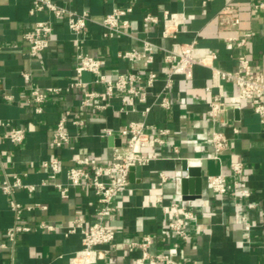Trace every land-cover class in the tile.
Wrapping results in <instances>:
<instances>
[{
	"label": "crops",
	"instance_id": "crops-1",
	"mask_svg": "<svg viewBox=\"0 0 264 264\" xmlns=\"http://www.w3.org/2000/svg\"><path fill=\"white\" fill-rule=\"evenodd\" d=\"M54 1L71 11L90 13L82 49L106 61L104 71L110 79L129 71L145 76L147 70L141 64L118 57L127 49L141 50L143 38L172 49L178 47V41L196 40L195 55L215 52V64L223 70L235 69L240 54H247L257 64L264 62V10L254 8L257 0ZM226 5L233 6L230 15L240 19L238 25L221 23L220 14ZM32 6L33 0H0V123L8 121L26 129V139L21 144L0 141V264H69L82 246V232L66 230L77 223L83 226L93 223L99 204L91 187L69 184L67 168L87 154L111 161L114 148L123 146L125 141L118 134L103 136L104 129L118 130L132 120H147L152 130L163 127L172 133L165 145L146 149L147 153L158 152V157L143 165L140 175L134 174V180L129 177L128 187L118 195L116 201L120 209L110 221L116 229L117 246H103L110 252L99 264H145L140 261L141 249L130 251L122 245L145 235L154 238L151 253L169 252L180 242L168 229L169 211L156 202L159 195H163L165 203L180 200V195L182 202H187L179 182L181 160L175 157L174 145L184 157L201 158L204 201L202 206L193 208L197 218L190 222V240L180 242L175 264H264V124L250 105L240 101L238 87L231 82H225L222 90L212 87L210 67L195 65L189 78L175 76L168 92L170 109L154 105L146 117L141 112L161 90L162 79L151 89L147 102L137 101L136 111L119 112V98L113 99V107L104 111L82 109V89H65L77 78L87 82L90 90H102V86L93 83L96 76L91 73L78 76L77 42L66 18L56 17L49 11L32 13ZM127 6L133 7L130 35L105 38L100 24L104 16L116 7ZM166 10L186 15L185 31L178 35V41L161 37L162 22L149 26L144 21L148 13L161 19ZM43 19L53 25L50 46L34 57L29 53L23 34ZM246 31H250L251 36L243 46L229 40ZM154 55L152 68L163 76L167 71L163 53L157 49ZM23 73L28 74V78ZM34 87L63 90L50 94L43 103L42 113H37L30 100V90ZM218 93L226 105L218 128L231 137L230 147L221 161L209 157L212 151L207 139L192 142L198 133H205L209 102ZM66 110L80 111L85 125L69 124L72 143L56 149L52 142L53 129ZM234 128L239 131L234 133ZM53 157L61 159L57 174L44 166V162ZM231 161L244 163L239 181L251 190L249 201L256 204L253 210L235 205L230 198L207 188L206 176L219 172L230 174ZM162 172L168 175V181L160 186ZM17 177L24 184L35 185L36 189L20 187L12 194L6 193L2 183ZM58 183L69 188L68 197L61 196ZM11 200L20 203L21 208L14 209ZM241 210L253 220L251 228H245L237 216ZM42 223L54 229L42 227ZM17 227L28 230L15 231L12 239L8 233Z\"/></svg>",
	"mask_w": 264,
	"mask_h": 264
},
{
	"label": "built area",
	"instance_id": "built-area-1",
	"mask_svg": "<svg viewBox=\"0 0 264 264\" xmlns=\"http://www.w3.org/2000/svg\"><path fill=\"white\" fill-rule=\"evenodd\" d=\"M255 9L264 10V0H257L254 3ZM233 10L232 5H226L220 14L221 23L236 26L240 23L237 16L230 13ZM49 11L56 17H65L67 25L75 35L77 42V61L76 72L78 76L84 73L95 75L94 84L102 86V90L88 89V83L77 78L65 91L73 89H82L81 108H92L96 111H104L113 107V99L121 100L119 112L136 111V103L147 102L149 93L156 83L162 79L163 86L155 95L151 104H147L141 111L146 117L152 110L154 105L162 109L171 108V99L168 94L173 87L175 76L182 75L189 78L195 65H205L212 70V87L223 89L225 82H231L238 87L239 99L242 103L251 106V109L258 115L259 120L264 124V62L257 64L255 60L247 54H240L237 57V67L233 70H223L216 66L215 60L217 54L215 52L196 56L195 50L197 41L179 42L178 35L185 31L186 15L184 12L164 11L162 18L148 13L144 21L147 25L158 24L162 22L161 37L164 39H173L178 41L176 49L158 46L155 42L148 38L141 39L142 49L131 48L122 51L118 57L133 64H141L147 72L145 76L136 71L121 72L114 79L107 77L104 68L106 61L100 57H95L82 49V41L88 31V22L90 21V13L87 11L76 12L59 5L54 0H33L31 12ZM133 7H116L107 13L101 21L103 28V36L112 38L116 35H130L131 29L130 15ZM53 33V25L49 20H39L34 27L23 34L24 39L29 44V53L31 56H38L50 46L51 36ZM251 36L250 31L244 32L241 36L229 37L230 41L235 42L238 46H243ZM161 50L163 53V62L167 65L166 73L161 76L159 71L152 68L155 60V50ZM25 78L28 74L23 73ZM61 88H47L42 90L34 87L30 90V100L35 105L37 113H42L43 103L47 97L54 93L62 92ZM210 90V87H207ZM11 98V96H7ZM226 105L222 99L221 93L215 94L209 102V110L206 119L205 133H198L192 142L197 143L199 140L207 139L211 146L210 158L221 161L222 155L229 149L231 137L218 128L221 114L225 111ZM69 124L76 127L85 125V120L80 111L66 110L57 121L52 133V142L56 149H63L72 143L73 135L69 130ZM237 133L238 128L233 129ZM169 128H157L152 130L147 120H132L125 127L113 130L104 129L103 136H115L118 134L125 141L123 146L115 147L113 158L106 161L95 155L87 154L77 158L75 163L67 168V178L71 186H88L91 187L99 204L96 211V219L93 223L83 226L77 223L75 226L69 227L66 231L72 233L79 229L82 232V246L70 258L69 264H99L110 252L109 249L103 248L105 245L117 246L116 229L110 224L114 215L119 211L120 207L116 201L118 195L128 187L129 175L133 166H143L151 160L158 157V152L152 151L147 153L146 149L152 150L157 146H163L167 143L171 134ZM26 139V129L14 126L8 121L0 123V141L10 140L16 144H21ZM176 158L198 159L199 157H184L180 155L179 147L173 146ZM44 166L50 168L54 173H58L61 168V159L53 157L44 162ZM231 173L223 172L209 174L206 176V184L208 190L221 197L230 198L235 205L245 206L248 210L256 208L253 201H249L251 190L245 184L239 181V176L244 171V163L242 161H231ZM168 181V175L164 172L160 173V186ZM58 190L62 197L69 196V188L62 183H58ZM2 189L12 194L16 188L24 187L30 191L36 189L33 184H24L20 177L14 181L5 180ZM180 200L165 203L163 195L156 198V202L160 203L170 213L168 229L181 243L190 240V222L196 220L194 207L188 203H183L182 195ZM11 206L14 209L21 208V204L15 200H11ZM45 208L44 205L35 204ZM245 228H251L254 223L250 219L246 211H240L237 215ZM264 225V224H263ZM47 229H54L52 225L41 224ZM28 230V228L17 227L9 231V236L13 239L14 232L18 230ZM152 235H145L142 239L132 240L122 245L130 251L135 249L142 250L140 261L145 264H175L174 256L178 252L179 243L174 245V249L169 252L151 253L149 250L153 243ZM12 264V263H10Z\"/></svg>",
	"mask_w": 264,
	"mask_h": 264
},
{
	"label": "water",
	"instance_id": "water-1",
	"mask_svg": "<svg viewBox=\"0 0 264 264\" xmlns=\"http://www.w3.org/2000/svg\"><path fill=\"white\" fill-rule=\"evenodd\" d=\"M182 165V177L179 182L181 183V190L184 195V199L188 203L195 207H200L204 204L202 199V182L203 173L198 159H183ZM142 171L141 166H133L130 171V180H134V174L140 175Z\"/></svg>",
	"mask_w": 264,
	"mask_h": 264
}]
</instances>
